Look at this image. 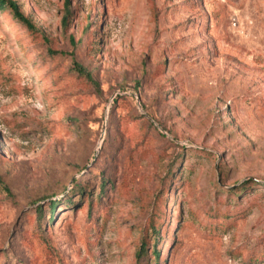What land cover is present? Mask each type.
<instances>
[{"label": "rangeland", "instance_id": "rangeland-1", "mask_svg": "<svg viewBox=\"0 0 264 264\" xmlns=\"http://www.w3.org/2000/svg\"><path fill=\"white\" fill-rule=\"evenodd\" d=\"M16 1L37 30L0 11V264H154L153 227L161 264H264V0H70L66 26L65 0Z\"/></svg>", "mask_w": 264, "mask_h": 264}, {"label": "trees", "instance_id": "trees-1", "mask_svg": "<svg viewBox=\"0 0 264 264\" xmlns=\"http://www.w3.org/2000/svg\"><path fill=\"white\" fill-rule=\"evenodd\" d=\"M0 11H10L13 18L18 21L21 25L25 26L30 32L37 30L32 19L27 16L24 12H22L19 3L16 0H0ZM64 11L65 14L62 23L64 26H66L69 23L70 17L72 15L70 9V0H65ZM73 69L78 73V75L86 78V80L89 81L92 85L97 86L96 81L93 79L92 73L86 67L77 62H74ZM107 181L108 179L103 178V181L100 182L101 188L98 193L99 201H101L102 197L104 196L105 184ZM86 185H88L86 184V182L84 184L76 185L77 190L80 192V194H82L83 197L85 195L84 193L87 192ZM67 200L69 202L72 201L68 196L65 198L64 202H68ZM59 204V201L50 199L49 201H47V203L36 204L33 208V212L35 214L36 228L42 233L43 238H45V226L47 223L51 224L54 220L56 209ZM152 237L155 239L152 251V255L154 257L153 261L155 262L154 264H161L160 250H158V243L160 242V228H152ZM149 258L150 255L148 254L147 243L143 242L137 253V264H148Z\"/></svg>", "mask_w": 264, "mask_h": 264}]
</instances>
